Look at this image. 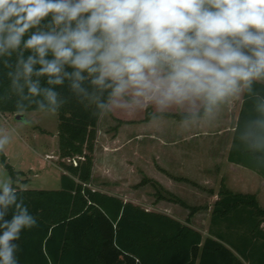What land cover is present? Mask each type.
<instances>
[{"label":"clouds","instance_id":"clouds-1","mask_svg":"<svg viewBox=\"0 0 264 264\" xmlns=\"http://www.w3.org/2000/svg\"><path fill=\"white\" fill-rule=\"evenodd\" d=\"M0 71V104L22 117L75 101L94 118L151 108L152 124L175 115L190 131L244 98L234 147L264 166V0H0ZM24 190L0 180V264H19L17 241L38 224Z\"/></svg>","mask_w":264,"mask_h":264},{"label":"trees","instance_id":"trees-1","mask_svg":"<svg viewBox=\"0 0 264 264\" xmlns=\"http://www.w3.org/2000/svg\"><path fill=\"white\" fill-rule=\"evenodd\" d=\"M6 85L0 71V87ZM249 107L243 99L237 121L244 120ZM3 114L19 115L12 103L0 104ZM169 118L179 121L175 115ZM99 119L75 101L57 114L59 189L21 193L38 224L17 241L19 264H264V207L254 194L233 193L221 183L203 238L190 219L207 207L187 205L164 190L169 197L158 195V200L188 211L180 222L90 188ZM235 143L233 133L227 161L264 179V166H257ZM0 166L14 181L27 182L20 180L24 173L15 171L2 151ZM146 184L159 186L146 177L138 186Z\"/></svg>","mask_w":264,"mask_h":264},{"label":"rangeland","instance_id":"rangeland-1","mask_svg":"<svg viewBox=\"0 0 264 264\" xmlns=\"http://www.w3.org/2000/svg\"><path fill=\"white\" fill-rule=\"evenodd\" d=\"M151 108L137 113H114L100 118L97 124L98 140L94 148V168L91 188L117 194L127 198L126 202L140 206L147 211L158 213L167 212L178 220L185 222L188 211L168 200H158V195L166 198L168 192L180 198L190 206L207 207L190 219V225L204 233L209 225L213 196L185 181L184 176L196 178L194 171L183 169L180 171L174 163L173 140L177 131L189 137L190 131L180 128L177 120L168 118L162 125L152 124L147 113ZM24 118L31 119L30 126L20 128L18 123ZM19 121L15 116L0 118V135H9L10 142L2 150L7 162L15 169L25 173L28 181L26 189L57 190L59 178L57 157V115L44 116L35 112H28ZM15 129V131H13ZM186 143V142H185ZM200 145L198 147H202ZM186 152L190 151V144H183ZM214 168L205 176L214 183L211 187L218 191L219 174L231 172L224 165L223 156H218ZM162 169L167 173L159 171ZM193 172V173H192ZM192 173V174H191ZM184 175L183 177L180 175ZM9 177L7 171L0 166V180ZM143 177L161 181L159 186L146 184L138 186ZM186 180L189 181V178ZM203 186L202 184H200ZM166 187V188H165ZM234 187V186H233ZM236 190V187H234ZM217 197V196H216Z\"/></svg>","mask_w":264,"mask_h":264},{"label":"crops","instance_id":"crops-1","mask_svg":"<svg viewBox=\"0 0 264 264\" xmlns=\"http://www.w3.org/2000/svg\"><path fill=\"white\" fill-rule=\"evenodd\" d=\"M243 99L244 98L230 99L224 105H222L219 111L218 118L213 125L209 126V125L201 124L200 126L190 130L189 137L186 136L183 137L181 135V131H177V133H175L174 135L173 160L175 165L179 167L180 171H183V169H186L190 172L194 171L196 178L193 179L191 177L184 176L182 174L180 175L182 177L184 176L183 178L185 177L189 178L190 184L193 185L194 187L197 188L200 187L205 191L212 190L213 194H210L213 196L212 205L214 201L217 199L215 193L216 191H214L213 187H211L214 183H211V180L207 179L205 175L208 172H210L209 171L210 169L214 168L216 162L218 161V159H220L218 158V156L222 155L224 158V165L227 167L228 170L230 169L229 171L231 172V174H229L228 176L225 175L223 172L219 174V180L217 184L218 188L219 185L223 183L225 187L228 188L233 193L254 194L257 198L258 204L261 207H264V179H262L255 172L247 168H244L239 165L231 164L227 161V157L231 147L232 137L234 133V127L237 123L238 116L242 108ZM13 116L14 115L3 114L0 115V118L3 117L4 120H7V118H11ZM97 140H98V135L96 136V141ZM183 144H190L189 153L186 152V148L183 147ZM200 145H204V146L198 147ZM94 164L95 162H93V168H94ZM60 172L62 173L61 170ZM92 175H93V170H92ZM20 180L28 181L27 177L25 176V173H24V177H20ZM91 181H92V176H91ZM158 182L159 184H161V181ZM200 184H202L203 186H201ZM233 186L236 187V190L234 189ZM93 190L96 189L93 188ZM97 191L118 197L122 199L124 202L127 201L126 200L127 198H124L117 194L105 192L100 189ZM163 214H166L178 220V218L170 215L167 212H163ZM192 228L199 231L203 236V238L207 236V232L204 233L203 231L195 227Z\"/></svg>","mask_w":264,"mask_h":264},{"label":"water","instance_id":"water-1","mask_svg":"<svg viewBox=\"0 0 264 264\" xmlns=\"http://www.w3.org/2000/svg\"><path fill=\"white\" fill-rule=\"evenodd\" d=\"M15 119L17 120V121H19L20 119H22V116L19 114V115H15Z\"/></svg>","mask_w":264,"mask_h":264}]
</instances>
